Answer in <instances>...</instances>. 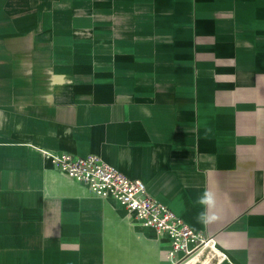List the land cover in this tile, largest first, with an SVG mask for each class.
<instances>
[{"label": "crops", "instance_id": "obj_1", "mask_svg": "<svg viewBox=\"0 0 264 264\" xmlns=\"http://www.w3.org/2000/svg\"><path fill=\"white\" fill-rule=\"evenodd\" d=\"M63 152L212 237L187 264H264V0H0V264H171Z\"/></svg>", "mask_w": 264, "mask_h": 264}, {"label": "built area", "instance_id": "obj_2", "mask_svg": "<svg viewBox=\"0 0 264 264\" xmlns=\"http://www.w3.org/2000/svg\"><path fill=\"white\" fill-rule=\"evenodd\" d=\"M52 162L60 172L88 184L99 196L121 202L144 226L168 234L171 247L166 255L171 264H187L205 250L214 248L212 237L193 230L167 204L151 195L143 180L126 176L99 155L63 152L54 156ZM225 258L223 255L221 260Z\"/></svg>", "mask_w": 264, "mask_h": 264}, {"label": "clouds", "instance_id": "obj_3", "mask_svg": "<svg viewBox=\"0 0 264 264\" xmlns=\"http://www.w3.org/2000/svg\"><path fill=\"white\" fill-rule=\"evenodd\" d=\"M197 203L204 209L195 217L197 223L207 224L217 218L214 213L209 215V212L216 207V198L213 191L205 190L198 198Z\"/></svg>", "mask_w": 264, "mask_h": 264}, {"label": "bare ground", "instance_id": "obj_4", "mask_svg": "<svg viewBox=\"0 0 264 264\" xmlns=\"http://www.w3.org/2000/svg\"><path fill=\"white\" fill-rule=\"evenodd\" d=\"M209 254V253H208ZM200 255V254H199ZM210 256H211V254H210ZM196 262V261H195ZM195 264V263H194Z\"/></svg>", "mask_w": 264, "mask_h": 264}]
</instances>
